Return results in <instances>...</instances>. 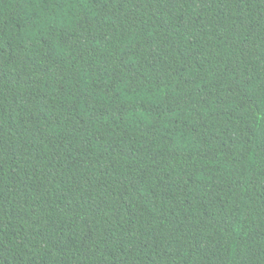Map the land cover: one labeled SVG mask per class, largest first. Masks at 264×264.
Wrapping results in <instances>:
<instances>
[{
	"label": "trees",
	"instance_id": "trees-1",
	"mask_svg": "<svg viewBox=\"0 0 264 264\" xmlns=\"http://www.w3.org/2000/svg\"><path fill=\"white\" fill-rule=\"evenodd\" d=\"M0 264H264V0H0Z\"/></svg>",
	"mask_w": 264,
	"mask_h": 264
}]
</instances>
